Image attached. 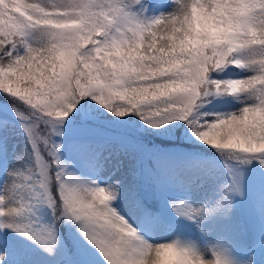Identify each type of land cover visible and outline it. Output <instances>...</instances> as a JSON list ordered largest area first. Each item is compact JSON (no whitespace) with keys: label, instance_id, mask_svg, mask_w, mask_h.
I'll use <instances>...</instances> for the list:
<instances>
[{"label":"snow or ice","instance_id":"1","mask_svg":"<svg viewBox=\"0 0 264 264\" xmlns=\"http://www.w3.org/2000/svg\"><path fill=\"white\" fill-rule=\"evenodd\" d=\"M192 5L206 17L198 42L165 56L152 44L159 39L158 21L167 19L160 14L173 7L170 0H0V93L11 102L28 145L12 154L19 166L11 168L0 145V230L25 236L52 255L56 223L71 221L105 264H137L149 247L110 206L118 185L81 181L60 160L53 137L86 98L118 117L134 113L152 128L181 121L225 161L255 160L264 168V0ZM241 7L244 15L237 16ZM229 19L238 26L230 32ZM231 67L247 75L214 78ZM222 96L239 97L243 106L212 120L200 115L205 103ZM222 191L213 208L173 209H183L187 219L227 213L231 195L242 194L239 181ZM40 204L52 210L54 222L34 230L28 218ZM166 246L194 264H235L223 251L209 249L205 258L179 239Z\"/></svg>","mask_w":264,"mask_h":264},{"label":"trees","instance_id":"2","mask_svg":"<svg viewBox=\"0 0 264 264\" xmlns=\"http://www.w3.org/2000/svg\"><path fill=\"white\" fill-rule=\"evenodd\" d=\"M246 75L245 71L231 67L220 74H214V78L219 80L241 79ZM81 105L83 106L81 107ZM242 106L239 97L222 96L205 103L200 110V115L212 120L217 116L232 114L235 108L240 109ZM0 118H5L26 138L20 121L12 112L11 102L3 93H0ZM128 126H132L133 129ZM58 131L60 134L53 139L60 145L59 157L62 164L66 165V172L72 176L79 173L77 169L84 161L93 157L94 149L97 146L115 145L123 155L134 154L137 164L136 186L118 195L110 206L113 208L116 203L132 201L140 210L144 222L153 227H175L176 218L173 219L172 213H181L183 209L174 210L173 204L171 205L169 201L182 196L192 207L196 199L193 191L199 185L207 184L209 187L199 193L204 197L201 198L202 201L198 208L202 206L213 208L223 195V186L231 183L226 176L227 172H230L229 169H231V173H236L238 176L242 171L238 161H225L210 146L201 142L189 141V136L195 137L187 124L181 121H175L158 129L152 128L134 113L123 117L115 116L96 103L93 98L82 100L59 126ZM85 131L97 133L99 137L81 138L80 135ZM133 134L138 135V138H134ZM213 163L219 165L214 172L207 169L203 174L190 178L189 174L192 170ZM259 169V173H264V168L260 167ZM182 182L185 183L184 189L180 187ZM217 187H220V190L215 192ZM250 192L256 200V208L249 204L245 194H233L230 197L231 207L227 213L223 210L212 213L214 218L219 220V226L215 236L208 240L210 249L223 251L228 256V236L235 231L234 228L238 220H241L245 215L250 220L252 234L250 241L246 240L243 241V245L241 244L242 253L245 254L243 250L245 245L261 236L257 215L264 218V197H260L259 193L257 194L254 190H250ZM155 194L165 199L167 212L162 219L150 218L149 213L154 208L157 197ZM243 202L244 209L241 207ZM174 205L180 204L174 203ZM28 219L33 224L34 230L54 222L53 212L45 204L34 207ZM194 220L197 225H202V218ZM55 230L57 244L52 255H49L27 237L8 229L2 230L1 243L10 246L8 240L4 238V234L8 231L10 237L17 239L26 248V252L24 251L21 257L9 248L6 256L7 264H17L20 259L28 261L30 264H105L99 250L84 240L78 232L77 226L71 221L60 220L56 223ZM175 239H177V234ZM261 252L264 253V242L251 254L244 256L246 262L251 259L252 264H264V256L259 257Z\"/></svg>","mask_w":264,"mask_h":264},{"label":"rangeland","instance_id":"3","mask_svg":"<svg viewBox=\"0 0 264 264\" xmlns=\"http://www.w3.org/2000/svg\"><path fill=\"white\" fill-rule=\"evenodd\" d=\"M238 111L239 108H235L233 113ZM128 127L133 129L132 126ZM109 128L111 127L109 126ZM126 132L129 133L128 131ZM133 136L134 138H138V135L136 134H133ZM80 137L85 139L98 138L99 135L97 133L85 131L82 133V135H80ZM0 145H2L4 149L3 157L6 166L9 168H11L13 165L19 166V162L12 158V154H23L25 149L28 147L27 139L21 135L20 130L11 126L5 118H0ZM238 165L242 167V171H240L241 175L237 176L236 174H232L230 181H232L234 178L237 179L240 184L241 192L244 191V193H246L248 196H253L250 190H254L257 194L259 193L260 197H264V173H259V168L261 167L259 163L253 160L250 163L243 165L238 163ZM202 166L203 167L201 168L192 170V172L189 174L190 178L203 174L207 169H210L211 172H214L219 165L213 163ZM77 170L79 173L73 177L78 178L81 181H95L101 187H106L113 184L118 185V195L125 192L126 190H131L136 186L137 164L134 154L130 156L123 155L120 153L119 148L115 145L97 146L94 149L92 159L90 161H84ZM2 181L3 178L0 177V183H2ZM183 185L185 186V183L183 184L182 182V186L180 187L184 189ZM180 187L178 188L180 189ZM208 187L209 186L205 184L201 186L199 185L194 189L193 192L196 199L192 204L193 208H198V205H200V202L202 201L201 198L204 197L199 193L203 192V190L207 189ZM219 190L220 187H217L215 192H218ZM178 198L179 199L172 198L169 201L171 202V205L178 203L191 206V204L186 201V198H183L182 196ZM241 207L244 209V202L243 204L241 203ZM113 209L138 232L142 239L146 240L147 242L156 244L172 241L175 239L177 234V238L179 237V240L182 242L194 244L204 254L205 258L209 257L210 248L208 240L215 236L219 226V220H216L213 214L202 218V225L199 226L194 219H187L180 213L174 212L172 213L174 216L173 219L176 218L175 221L177 223L175 225L178 224L179 230L178 226L169 228L153 227L144 222L140 210L132 201L116 203L113 206ZM234 229L235 231L231 233V237L228 236L227 239V254L229 258L235 262V264H246V257H244L246 255L241 251V244L243 245V241L249 240L251 238L252 229L248 217L245 215V217H243L241 220H238ZM181 232H183L182 237L180 236ZM4 238L8 240L10 246L0 243V255L4 256L5 258L3 262H0V264L8 263L6 256L9 248H11L15 254L20 255V257L23 255L24 251L26 252L24 245L21 244V242H19L17 239L10 237L8 231L4 234ZM263 256L264 253L261 252L259 257L261 258ZM17 264L30 263L20 259Z\"/></svg>","mask_w":264,"mask_h":264},{"label":"clouds","instance_id":"4","mask_svg":"<svg viewBox=\"0 0 264 264\" xmlns=\"http://www.w3.org/2000/svg\"><path fill=\"white\" fill-rule=\"evenodd\" d=\"M173 3L172 9L167 13H161V17L167 19L158 21V40L154 39L153 48L159 47L160 52L165 56L169 51L177 52L187 49L198 42L204 30L206 17L200 8L192 5V0H170ZM237 16L244 15L243 7L234 10ZM234 26L229 19L226 31H232ZM147 51V49H145ZM177 239L163 243H150L148 248L140 255L137 264H194L172 247Z\"/></svg>","mask_w":264,"mask_h":264}]
</instances>
